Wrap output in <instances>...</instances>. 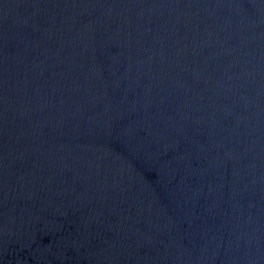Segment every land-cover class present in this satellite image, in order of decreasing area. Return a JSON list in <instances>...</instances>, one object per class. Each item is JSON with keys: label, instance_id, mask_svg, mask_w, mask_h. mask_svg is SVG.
<instances>
[{"label": "water", "instance_id": "1", "mask_svg": "<svg viewBox=\"0 0 264 264\" xmlns=\"http://www.w3.org/2000/svg\"><path fill=\"white\" fill-rule=\"evenodd\" d=\"M0 264H264V0H0Z\"/></svg>", "mask_w": 264, "mask_h": 264}]
</instances>
